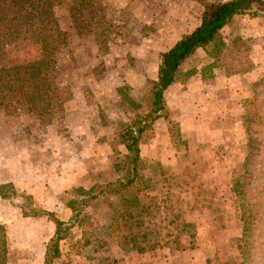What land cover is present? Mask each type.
Masks as SVG:
<instances>
[{"label":"rangeland","instance_id":"rangeland-1","mask_svg":"<svg viewBox=\"0 0 264 264\" xmlns=\"http://www.w3.org/2000/svg\"><path fill=\"white\" fill-rule=\"evenodd\" d=\"M96 2L111 21L125 27L107 54L99 52L93 39L77 36L67 5L56 9L69 38L68 46L59 50L63 114L43 123L23 108L7 114L0 106V224L8 232V264H38L41 255L45 262V246L55 232L48 217L24 216L27 205L73 222L71 201H88L91 197L81 196L83 191L95 189L97 194L125 174L116 168L126 150L115 134L127 122L129 110L118 90L128 87L130 96L141 102L147 81L157 78L160 55L200 25L204 10L197 0ZM244 19V36L226 41L223 30V39L231 43L244 38L248 48L242 53L255 68L264 67V15ZM253 23L258 31H253ZM36 50L35 38L3 45L0 64L35 58ZM201 51L200 57L186 61L178 85L201 78L203 68L213 62ZM216 89L214 77L193 85L190 97L173 101L181 109L170 108L171 119L156 121L155 134L141 145L144 180L137 187L145 205V245L154 250L140 254L113 242L108 226L125 200L107 195L85 208L81 201L75 204L80 219L72 240L61 243L62 255L55 264H264V218L249 234V253L242 260L240 211L231 192L246 157L243 104L252 90L245 92L247 98L229 100L223 111L225 94L218 90L221 99L212 98ZM261 169L256 200L250 205L264 215V163ZM141 210L134 207L138 214ZM177 240L185 249L177 248Z\"/></svg>","mask_w":264,"mask_h":264},{"label":"trees","instance_id":"trees-1","mask_svg":"<svg viewBox=\"0 0 264 264\" xmlns=\"http://www.w3.org/2000/svg\"><path fill=\"white\" fill-rule=\"evenodd\" d=\"M197 1L204 8L200 25L160 55L157 78L147 81L144 99L139 102L132 98L128 87L118 90L129 110L127 122L115 134V140L126 150L116 168L125 174L97 194L95 189L83 191L81 196L91 197L90 200H78L85 208L98 197L120 195L124 198L118 218L108 226L113 242L124 250L140 254L154 250L153 246L148 249L145 245L148 233L141 215L145 205L137 187L144 180L141 145L148 136L155 134L156 121L171 119L166 91L177 82L186 61L199 49L207 52L213 62L203 68L200 74L203 80L213 78L215 69H222L231 76L246 74L255 68L254 62L242 53V48H248L246 40L237 37L226 43L223 30L235 16L264 15V0ZM63 4L68 6V15L77 36L93 39L101 54L109 53L112 40L124 33L125 27L111 21L96 0H0V48L32 38L37 43L35 58L0 64V106L7 114L23 108L43 123H52L63 114L65 92L59 80V50L68 46L69 38L56 12ZM251 90L252 96L243 104L246 157L231 188L240 211L243 238L239 242V253L242 260L249 253V238L257 227L256 222L264 218L257 205H250L256 200L255 186L263 175L260 170L264 163V76L252 85ZM0 193L3 195V187H0ZM78 201L69 203L74 211L73 222L61 220L51 211L27 205L29 210L24 216H46L55 225L54 235L45 246L44 264H55L62 255L61 243L72 240L73 229L80 219L79 209L75 206ZM134 207H142L141 212H134ZM176 243L178 249H185L181 240ZM8 259V232L0 224V264H8Z\"/></svg>","mask_w":264,"mask_h":264},{"label":"crops","instance_id":"crops-1","mask_svg":"<svg viewBox=\"0 0 264 264\" xmlns=\"http://www.w3.org/2000/svg\"><path fill=\"white\" fill-rule=\"evenodd\" d=\"M244 18H246V15L235 16L233 20L224 28V31L227 33L226 41H231L237 35H242V36L245 35V30H246V27H244L245 25H243V27L240 26L241 22L245 21ZM252 29H254L253 31L255 30L258 31V27L255 25V23H253ZM259 29L262 30L263 26H260ZM261 38L263 39L262 41H264V35L261 36ZM201 52H202L201 49H199L189 59L195 58L196 56L200 57ZM203 63L208 64L207 62L204 61ZM214 74H215L214 78H215V84L217 85V89H216V94H212V98L214 99L217 98L216 96H219L220 93L218 90H221L223 94H225V96H223L224 98L221 100V102L224 104L223 111H225L230 106L228 105V103L230 102L229 100H235V98L238 99L247 98L248 95L246 96L245 92L247 94V90H249L255 82H257L259 79H261L264 76V67L259 64L256 66V68H254V70L246 74H237V75L229 76L224 70L216 71L214 72ZM194 77L188 80L187 82H184L181 85H178L176 82L166 91V99L172 111L177 110L178 108L181 109V106L180 105L176 106L177 104H174L173 101H177L178 99L179 100L187 99L188 97L191 96L193 85L204 83V80H202V78H197V77L194 78ZM221 96H219L218 100L221 99ZM38 264H44V256L41 255Z\"/></svg>","mask_w":264,"mask_h":264}]
</instances>
